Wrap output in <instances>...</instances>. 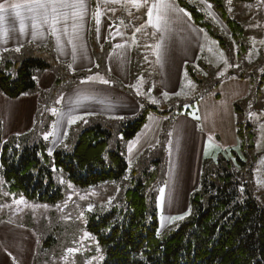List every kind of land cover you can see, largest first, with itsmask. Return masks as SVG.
Listing matches in <instances>:
<instances>
[{"label": "crops", "instance_id": "0c3cea01", "mask_svg": "<svg viewBox=\"0 0 264 264\" xmlns=\"http://www.w3.org/2000/svg\"><path fill=\"white\" fill-rule=\"evenodd\" d=\"M22 2L0 0L4 4ZM138 2L143 6L137 8L133 0H84L83 18L70 19L66 30L63 22L57 25L60 29L58 37L52 34L48 25L39 30L42 34L33 37L31 23L27 20V34H21L19 20L5 19L3 23L9 33L7 40L0 39L1 57L18 59L27 54L31 45H50L61 61L67 66L72 65L71 71H86L87 75L81 76L71 87L55 88L56 81L52 83L54 72L45 70L37 79L41 81L46 76L52 80L51 85L38 84L37 91L17 98L8 97L0 90V127L4 139L42 126L40 117L43 111H47V120L41 127L48 137V143H45L56 149L67 142L72 146L77 134L93 124H113L135 117L144 106L166 109L165 105L144 101L133 87L168 100L176 98L183 87L187 64L199 62L205 30L193 21L178 0L172 2L182 11L170 12L161 29L147 23L148 8L153 0H148L147 4L144 0ZM158 44L159 49L156 48ZM135 55L146 65V71L142 69L133 73ZM46 71L50 74H45ZM89 77L95 79L89 80ZM102 80L109 83H102ZM219 82L190 112L173 116L150 110L144 126L123 144L128 162L134 164L145 152L160 146L165 125L171 119L164 136L167 168L161 204L166 212L179 213L189 209L190 196L199 185L202 164L208 152L218 156L238 147L239 113L235 103L246 105L255 98V81L231 73ZM261 97H264V79L256 101ZM52 109L56 110L55 113ZM74 117L83 119L71 123ZM27 227L21 223L1 222L0 264H23L24 260L28 262L33 258L32 251L27 258H19L28 250L23 245L26 237L20 234Z\"/></svg>", "mask_w": 264, "mask_h": 264}, {"label": "trees", "instance_id": "16d2710c", "mask_svg": "<svg viewBox=\"0 0 264 264\" xmlns=\"http://www.w3.org/2000/svg\"><path fill=\"white\" fill-rule=\"evenodd\" d=\"M212 1L216 2L213 11L227 26L230 35L243 37L242 24L228 16L224 0ZM182 6L193 21L205 29L199 24V18H205L206 14L196 6H190V11L184 4ZM210 16L219 27L211 13ZM206 26L212 36L224 40L220 32L213 29L212 22H207ZM220 44L226 45L224 41ZM26 56L24 59L0 56V90L8 97L17 98L37 91V77L45 70H52L57 75L55 88L71 87L81 76L87 75L86 71H71L50 45H31ZM102 63H106L104 57ZM143 64L135 55L133 73L137 74L142 69L146 71ZM194 65L187 64V73L194 74ZM240 76L255 80L252 73ZM262 81L253 100L260 94ZM219 83L212 84L187 104L181 103L169 109L144 106L135 117L113 124H93L77 134L72 151L62 148L51 152L41 138H36V129L4 139L0 127V196L14 193L36 203H59L63 192L54 180L53 166L62 169L65 176L80 187L123 179L132 165L124 154L123 144L144 126L149 111L173 116L190 112L199 99ZM235 108L238 113L243 112L241 103H235ZM170 120L167 122L170 123ZM237 136V148L220 153L212 163L204 159L200 182L190 196L185 221L163 236L158 232V207L154 192L163 160L149 162L155 164L152 169L146 166L140 173L137 169L133 170L132 173L137 174L130 179L120 203L106 211L91 212L88 217V231L104 247V264H264V207L244 179L251 165L246 159L255 148L251 124L238 121ZM237 149L244 151L246 159ZM151 152H145L135 163L147 164L144 160ZM228 153L230 155L226 156ZM39 256L40 250L35 255L34 264H38Z\"/></svg>", "mask_w": 264, "mask_h": 264}, {"label": "rangeland", "instance_id": "374dc122", "mask_svg": "<svg viewBox=\"0 0 264 264\" xmlns=\"http://www.w3.org/2000/svg\"><path fill=\"white\" fill-rule=\"evenodd\" d=\"M190 11V6H196L206 14L205 18H199V24L205 27V40L202 47L201 57L198 64L194 65V74L187 73L180 94L174 99L161 98L155 93L143 92L134 86L139 97L144 101L155 105H165L166 109L177 107L179 104H187L198 95L203 94L212 84L222 80L225 76L235 74H255V88L263 80L264 76V0H224L225 9L228 16L240 22L244 28V35L235 38L230 35L227 26L220 20L218 15L213 11L215 3L212 0H179ZM217 21L218 25L212 20L210 13ZM207 22H212L213 29L220 32L224 40L212 36ZM225 42V46L220 42ZM245 48V49H244ZM26 55L21 56L22 59ZM20 58V59H21ZM3 59V58H2ZM46 71L45 74H50ZM54 72V71H53ZM223 73V74H221ZM54 74V80H48L45 76L43 80H37L38 84L51 85L55 83L57 75ZM42 82V84H41ZM45 87V86H44ZM47 88V87H46ZM43 89V88H42ZM139 90V91H138ZM140 93H143L141 95ZM56 96V95H55ZM264 97L258 101L251 99L246 105H242L243 112L238 114L240 122H249L255 134V148L248 159L250 161L245 178L252 188L253 194L264 207ZM42 126L44 120H47V111H43L40 117ZM41 125L37 127L36 138L45 139V134ZM169 122L165 125L164 136L169 130ZM38 136V137H37ZM163 136L161 144L146 157L144 162L147 164L134 163L123 179L119 181L103 182L88 187H80L68 179L62 169L54 168V180L62 188L63 198L54 205L41 204L28 201L21 194L3 193L0 196V234L3 233L1 228L2 221L13 223H26L31 225L23 229L20 233L26 239L23 245L28 250L23 252L19 258H27L29 251L33 253L30 261H23V264H34L35 255L40 250L38 264H104L105 250L99 240L87 229L88 217L91 212L96 210L106 211L115 204L120 203L125 189L129 185L130 179L137 173H132L137 169L140 173L146 166L152 167L155 164L149 162L157 159L163 160L159 180L155 185L154 192L156 195V206L158 207L159 229L161 236L177 229L185 221L189 209L179 213H169L163 209L161 202V191L163 179L166 174V152L164 149ZM122 138V135H120ZM76 140L73 141L75 144ZM67 142L62 147L68 151L74 149ZM52 152L49 144H46ZM1 153V151H0ZM254 153V155H253ZM230 154H226L229 156ZM232 155V154H231ZM235 156V155H234ZM218 158L210 152L207 153L208 163H212ZM235 162L236 157H234ZM239 165V164H238ZM237 165V166H238ZM143 167V168H142ZM241 171V169L239 168ZM2 167L0 163V185ZM182 217L181 219H177ZM55 237V240L53 239ZM69 249L78 251L69 252ZM30 262V263H29Z\"/></svg>", "mask_w": 264, "mask_h": 264}, {"label": "snow or ice", "instance_id": "6c2138e0", "mask_svg": "<svg viewBox=\"0 0 264 264\" xmlns=\"http://www.w3.org/2000/svg\"><path fill=\"white\" fill-rule=\"evenodd\" d=\"M112 2H117V0H112ZM133 3L137 8L143 6L138 0H133ZM147 3L148 0H144V4ZM84 9V0H23L22 3H0V39L7 40L8 38L9 29L3 23L8 17H10L12 21L19 20L18 31L21 34H27L28 25L25 23L27 20L31 23V35L33 37L42 34L39 30L43 28L44 25H48L51 28L52 34L57 35L58 37L60 29L57 25H60L63 22V26L66 30L70 19L75 21L83 18ZM172 11L182 10L176 9L172 0H153L151 6L148 8L147 23L161 29L167 21L168 14ZM72 26L75 28V24ZM136 31H140V29H136ZM75 48L76 46L73 44V52H75ZM156 48L159 49L160 45H156ZM16 50L19 51V49ZM157 55L159 58L160 53L157 52ZM73 59L75 60L76 57L74 56ZM68 67L71 69L72 65H69ZM92 79L95 78L89 77V80ZM101 82L105 84L109 83L107 80H102ZM140 94L143 95V93ZM52 111L55 113L56 110L52 109ZM77 119H83V117L71 118V123H76ZM52 134L53 133H49V135ZM47 138L48 137L45 136V139ZM161 201H163V190L161 191ZM181 218L182 217H178L177 219ZM68 251L72 252L78 250L69 249Z\"/></svg>", "mask_w": 264, "mask_h": 264}]
</instances>
